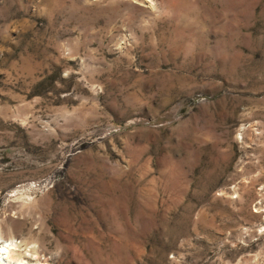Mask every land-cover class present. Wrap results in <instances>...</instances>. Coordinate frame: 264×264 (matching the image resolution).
Here are the masks:
<instances>
[{
    "label": "rangeland",
    "instance_id": "rangeland-1",
    "mask_svg": "<svg viewBox=\"0 0 264 264\" xmlns=\"http://www.w3.org/2000/svg\"><path fill=\"white\" fill-rule=\"evenodd\" d=\"M0 236L264 264V0H0Z\"/></svg>",
    "mask_w": 264,
    "mask_h": 264
},
{
    "label": "bare ground",
    "instance_id": "bare-ground-1",
    "mask_svg": "<svg viewBox=\"0 0 264 264\" xmlns=\"http://www.w3.org/2000/svg\"><path fill=\"white\" fill-rule=\"evenodd\" d=\"M18 245L14 239L6 240L0 236V264H45V262H28L24 258V254L15 253Z\"/></svg>",
    "mask_w": 264,
    "mask_h": 264
}]
</instances>
